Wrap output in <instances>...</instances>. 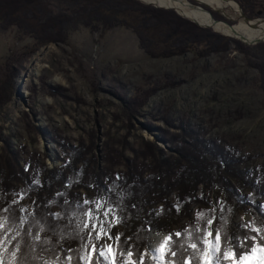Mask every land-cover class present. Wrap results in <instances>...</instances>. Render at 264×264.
Here are the masks:
<instances>
[{
  "label": "rangeland",
  "instance_id": "obj_1",
  "mask_svg": "<svg viewBox=\"0 0 264 264\" xmlns=\"http://www.w3.org/2000/svg\"><path fill=\"white\" fill-rule=\"evenodd\" d=\"M233 1L249 20H264V0ZM93 26H72L63 42L46 43L27 25L7 26L0 16V162L15 161L26 178L25 186L15 184L12 201L30 213L35 187L51 198L71 190L74 182L69 188L47 183L46 172L65 173L71 149L80 143L86 162L78 166L83 175L77 181L85 186L93 175L107 189L117 180L135 185L154 174L164 185L172 183L180 173L176 149L196 138L242 161L246 177L263 190L264 208V42L246 45L196 25L209 31L208 41L165 58L148 53V42L122 23L108 31ZM71 192L80 203L90 196L85 189ZM106 198L118 215L117 201ZM148 200L155 214L179 209V226H204L196 213L210 217L223 206L221 194L203 185L156 192ZM240 218L252 220L244 213L235 223ZM112 232H120L118 225ZM157 233L167 234L151 232L148 246Z\"/></svg>",
  "mask_w": 264,
  "mask_h": 264
},
{
  "label": "trees",
  "instance_id": "obj_2",
  "mask_svg": "<svg viewBox=\"0 0 264 264\" xmlns=\"http://www.w3.org/2000/svg\"><path fill=\"white\" fill-rule=\"evenodd\" d=\"M63 4L68 5L69 9L56 10V5ZM213 15L217 20H224L221 16L217 18L215 13ZM0 16L4 25L16 27L27 25L39 40L44 39L46 43L63 42L66 31L78 24L93 29L95 28L93 23L96 22L108 31L122 23L132 28L140 41L148 42L147 44L151 46L147 47L148 53L165 58L199 47L203 42L208 41L210 35L209 31L181 18L172 10L145 6L136 0H0ZM159 45L163 47V51L158 48ZM261 48L257 46L254 49ZM153 49L157 51L153 52ZM259 71L264 76V65L259 67ZM182 145L181 148L176 149L175 157V164L180 169L179 177L166 185L159 175L154 174L145 182L135 185H126L117 180L109 189L97 175H93L89 182L90 186H85L80 179L77 181V175L79 173L83 175L81 170H78V166H83L86 162V155L82 152L83 143H80L78 148L71 149L69 163L64 166L65 173L48 171L46 173L50 177L46 178V182L54 181L66 188L74 182L71 190L85 189L87 195H90L87 196L88 200H99L101 197L116 200L119 205L118 216L122 218V222L118 224L119 233L123 234L121 242L123 243L124 237H132L128 244L132 245L133 252L137 249L145 251L149 244V235L153 231L168 234L192 226V224L179 226L180 211L177 208L164 209L159 214H155V211L150 209L148 196L156 192L170 195L178 187L196 190L203 185L219 192L223 197V206L215 216L218 223L221 216L226 218V227L229 231L233 228L235 218L244 213L251 214L257 226L264 224V208L260 205L263 190L246 177L241 169V160L228 158L196 138H192L189 142L183 140ZM25 179L15 161L3 159L0 162V215L9 216L10 224L19 223L20 217L28 216L23 232L30 230L33 235L38 230L33 223L34 219L45 224L46 228L51 230L41 233L42 239L47 236L52 244H37L35 255L37 257L42 255L47 260H55L56 255L59 254L58 264H63L65 260L63 250L77 249L81 245V241L76 237L75 218L72 214L80 213L91 205L84 204L82 208H77V203H80L78 195L70 189L62 195L51 198L49 193L45 195V188L41 189L40 186L35 187L32 192L34 195L32 211L22 212L21 204L13 203L11 195L15 184L26 185ZM4 208H9V212L4 213L2 211ZM56 212L62 213L63 219H56L50 214ZM69 219L73 220L72 224L68 223ZM60 232L65 234L63 240L59 239V235L54 234ZM23 241L22 254H18V264H43L40 259H33V254L27 247L32 243L31 238L24 235ZM52 245H55V248H52ZM41 248L52 250L41 252ZM4 255L5 264H9L7 254ZM72 255L74 259L71 264H77L75 251ZM238 257L239 253H237ZM144 264H155V262L145 257ZM192 264H196V261L193 260Z\"/></svg>",
  "mask_w": 264,
  "mask_h": 264
},
{
  "label": "snow or ice",
  "instance_id": "obj_3",
  "mask_svg": "<svg viewBox=\"0 0 264 264\" xmlns=\"http://www.w3.org/2000/svg\"><path fill=\"white\" fill-rule=\"evenodd\" d=\"M65 203L68 202L65 201ZM84 204L91 206L80 213L72 214L75 218L76 237L81 241V245L77 249L63 250L65 255L63 264H71L74 259L73 251L76 254L77 264L80 262L82 264H144L145 257L155 264H192L193 260L196 264H224V261H228L229 264H249V262L257 264L255 261L257 253H259L258 264H264V243H261L264 241V224L257 226L255 219L245 223L243 218H240L229 231L225 217L221 216L218 223L215 215L209 217L207 213L199 212L196 216L199 221H204L203 227L196 223L174 233L164 235L157 233L147 251L137 249L133 252L132 245L128 244L132 237H124L122 243L123 234L112 232V228L120 224L122 218L116 215L106 197H101L99 200L85 199L82 204L77 203L76 207L82 208ZM2 211L8 213L9 208H4ZM211 211L214 213L215 209ZM50 214L56 219H63L60 212ZM27 222L28 216H23L19 218V223L10 224L9 216L0 215V264H5L4 254H7L9 264H18V254H22L24 235L32 240L27 247L33 254V259L38 258L43 261V264H58L59 254L56 255L55 260H47L42 255L39 257L35 255L37 244H52L49 237L45 236L42 239L41 236V233L51 229L34 219L33 223L38 230L33 235L30 230L23 232L24 224ZM68 223L72 224L73 220L69 219ZM213 225L216 226L213 227ZM54 234L59 235L60 240L65 238L63 232ZM100 241L104 242L100 243ZM10 248L11 251H9ZM52 248H55V245H52ZM51 250L41 248V252ZM237 253H239L238 258Z\"/></svg>",
  "mask_w": 264,
  "mask_h": 264
},
{
  "label": "bare ground",
  "instance_id": "obj_4",
  "mask_svg": "<svg viewBox=\"0 0 264 264\" xmlns=\"http://www.w3.org/2000/svg\"><path fill=\"white\" fill-rule=\"evenodd\" d=\"M162 9H173L182 17L204 28L246 43L264 42V20L246 22L233 0H140ZM192 1L195 3H192ZM213 13L224 20L215 19ZM225 20H227L225 22ZM234 22V24H231ZM231 25V26H229ZM215 227V225H213ZM155 235L151 237V243Z\"/></svg>",
  "mask_w": 264,
  "mask_h": 264
},
{
  "label": "water",
  "instance_id": "obj_5",
  "mask_svg": "<svg viewBox=\"0 0 264 264\" xmlns=\"http://www.w3.org/2000/svg\"><path fill=\"white\" fill-rule=\"evenodd\" d=\"M140 1V0H139ZM148 5H150V4H148ZM169 10H173V9H169ZM175 11V10H174ZM176 12V11H175ZM179 16H181L178 12H176ZM182 17V16H181ZM240 17L242 18V19H244L246 22H249V21H251V20H249L247 17H245V15L243 14V13H241V15H240ZM184 18V17H183ZM227 20H225V22H226ZM194 23V22H193ZM227 23V22H226ZM196 24V23H195ZM196 25H198V24H196ZM199 26V25H198ZM229 26H231V25H229ZM201 27V26H200ZM232 27V26H231ZM204 28V27H203ZM242 43H244V44H246V45H255V44H258V43H246V42H244V41H241Z\"/></svg>",
  "mask_w": 264,
  "mask_h": 264
}]
</instances>
